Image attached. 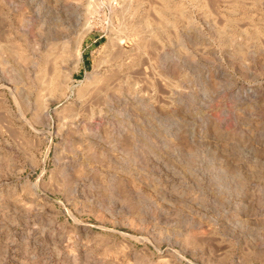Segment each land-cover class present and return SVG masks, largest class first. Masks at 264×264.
Returning <instances> with one entry per match:
<instances>
[{
    "label": "rangeland",
    "instance_id": "374dc122",
    "mask_svg": "<svg viewBox=\"0 0 264 264\" xmlns=\"http://www.w3.org/2000/svg\"><path fill=\"white\" fill-rule=\"evenodd\" d=\"M0 264H264V0H0Z\"/></svg>",
    "mask_w": 264,
    "mask_h": 264
}]
</instances>
